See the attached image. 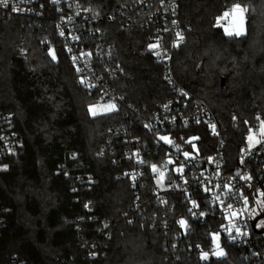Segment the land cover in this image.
Here are the masks:
<instances>
[{
  "label": "trees",
  "instance_id": "obj_1",
  "mask_svg": "<svg viewBox=\"0 0 264 264\" xmlns=\"http://www.w3.org/2000/svg\"><path fill=\"white\" fill-rule=\"evenodd\" d=\"M124 1L88 3L104 17L115 59L124 70L117 92L136 107L151 108L172 93L162 81V69L144 52L146 34L124 31L108 19ZM175 1L184 33L174 58L175 76L215 113L223 129L227 168L233 170L246 134L256 126L255 114L264 119V0ZM236 4L247 8L242 37L227 36L217 26L218 18ZM46 40L55 59L41 48ZM97 102L96 94L80 85L52 30L21 22L0 29V112L11 116L23 143L17 156L4 160L8 169L0 171V264L12 256L23 264L172 263L164 249L170 237L159 225L151 226L153 205L135 216L124 234L116 232L103 244L105 257L83 258L82 242L97 237L102 221H117L135 202L129 180L119 178L130 170L124 145L110 132L123 124L122 115L91 116L89 107ZM192 132L200 134L203 154H210L214 140L206 129ZM88 203L92 214L85 209ZM218 224L215 219L210 227H195L189 242L195 234L203 242ZM256 238L264 242V237ZM223 243L227 256L206 264H246L234 245ZM177 264L203 263L183 253Z\"/></svg>",
  "mask_w": 264,
  "mask_h": 264
},
{
  "label": "built area",
  "instance_id": "obj_2",
  "mask_svg": "<svg viewBox=\"0 0 264 264\" xmlns=\"http://www.w3.org/2000/svg\"><path fill=\"white\" fill-rule=\"evenodd\" d=\"M88 2L90 0H8L6 7L0 6V29L6 24L21 22L40 31L52 30L83 89L90 95L96 94L98 106L115 105L109 114L119 113L123 118V124L110 132L114 140L124 145L123 156L130 170L119 178L129 180L135 202L117 221H102L97 237L82 242L83 258L105 257L103 244L116 232L124 234L135 216L142 215L153 205L156 210L151 214V226L159 225L170 237L164 242V249L171 264H177L183 253L203 264L220 260L227 256L223 239L240 251L244 263L264 264V242L256 238L259 235L252 226L253 219L264 209L262 115L255 114L256 126L246 134L235 168L228 170L223 129L215 113L205 101L186 89L174 73L175 54L184 44L176 1L128 0L108 15L120 29L139 31L147 36L144 52L162 69V81L172 93L170 99L151 108L136 107L117 92L116 83L124 70L115 59L103 26L104 17ZM14 8L19 10L13 11ZM217 26L229 27L230 16L217 22ZM41 48L51 51L49 40L43 41ZM20 49L25 54V50ZM233 123L237 126L238 119L233 117ZM198 127H204L214 140L210 154H203L199 145L201 136L192 132ZM250 135L254 137L251 142ZM161 137H168L171 142ZM22 147L11 116L0 112V171L5 169L4 160L17 156ZM153 165L157 171H153ZM236 171L240 173L236 175ZM193 202L197 207H193ZM86 205V211L92 214L93 205ZM215 219L219 223L218 230H211L203 242L196 234L194 242H189L188 236L194 234L195 227H210ZM89 220L96 219L90 216ZM181 220L185 225L180 224ZM121 222H125L124 227H120ZM81 223L77 218L78 228ZM3 226L0 215V228ZM214 234L219 235L223 257L214 254L217 250L212 240ZM203 253H208L206 259L202 258ZM5 264L23 262L18 256H12Z\"/></svg>",
  "mask_w": 264,
  "mask_h": 264
},
{
  "label": "snow or ice",
  "instance_id": "obj_3",
  "mask_svg": "<svg viewBox=\"0 0 264 264\" xmlns=\"http://www.w3.org/2000/svg\"><path fill=\"white\" fill-rule=\"evenodd\" d=\"M8 5V0H0V6H7ZM19 9H16L14 8L13 11H17ZM247 11V8H243L241 7V5L239 4H236L233 6L232 10H231V13L229 12H225L223 14L222 17L218 18V23L221 21V20H225L227 19L230 15L232 16V21L231 23H236L238 22L240 27L238 30L235 31V33H233V31H230L227 27L225 28V32L228 34V35H241L243 34V23H244V13ZM178 36H180V34L178 33L177 34ZM180 39H183V37L181 36ZM52 58L55 59V54L53 53L52 54ZM83 83V81H82ZM115 108V105H108L106 106V110L108 111H111ZM91 111V109H90ZM93 115H95V112H93ZM213 128L215 127L214 125L212 126ZM261 131L264 132V123H262V128H261ZM162 140H165V141H168V142H171L169 141L168 137H161ZM249 141H253L254 137L253 136H249L248 137ZM256 143H260L259 140H256L255 141ZM185 156L187 157L188 156V153H185ZM142 162V161H141ZM7 166H5L6 168ZM153 167V171H157V168L155 165L152 166ZM160 176L163 177V173H160ZM85 207H87V205H85ZM193 207H197V205L195 204V202H193ZM231 207V205H229V208ZM191 211V209L189 210ZM201 215H203V213H201ZM232 215H235V213H233ZM180 224L181 225H185V221L184 220H181L180 221ZM237 231H239L237 229ZM212 240L213 242L216 244V248H217V251L214 253L215 255L217 256H222L224 253L222 250L219 249V243H218V240H219V235L218 234H214L213 237H212ZM208 257V253H203L202 254V258H207Z\"/></svg>",
  "mask_w": 264,
  "mask_h": 264
},
{
  "label": "rangeland",
  "instance_id": "obj_4",
  "mask_svg": "<svg viewBox=\"0 0 264 264\" xmlns=\"http://www.w3.org/2000/svg\"><path fill=\"white\" fill-rule=\"evenodd\" d=\"M241 6H242V5H241ZM242 7H243V6H242ZM243 8H244V7H243ZM229 13H231V10L229 11ZM231 21H232V16L230 15V26L227 27V28H228L230 31H233V33H235V31L239 29L240 25H239L238 22H236V23H231ZM221 29L223 30V32H224L227 36L242 37V36L246 35V33H247V20H246V13H244L243 34H241V35H235V34H233V35H228V34L225 32V27H224V28H221ZM49 54H50V56L52 57L53 51H52V50L49 51ZM124 76H125V74H124ZM97 104H98V103H96L95 105H92V106L89 107L90 115L93 116V117H95V116H99V115L109 114V113L112 111V110H111V111L106 110V106H107V105H104V106H98ZM90 109H91V111H90ZM93 112H95V115H93ZM5 166H7V167L5 168V170L8 169V165H7V163H6ZM261 223L264 224V222H261ZM259 225H260V224H259ZM218 243H219V240H218ZM214 244H215V243H214ZM215 245H216V244H215ZM220 250H221V249H220ZM216 251H217V250H216ZM216 251H215V252H216ZM223 253H224V252H223ZM224 255H225V253H224L222 256H220V257H223Z\"/></svg>",
  "mask_w": 264,
  "mask_h": 264
},
{
  "label": "water",
  "instance_id": "obj_5",
  "mask_svg": "<svg viewBox=\"0 0 264 264\" xmlns=\"http://www.w3.org/2000/svg\"><path fill=\"white\" fill-rule=\"evenodd\" d=\"M224 84H225V80L222 79V82H221L222 87L224 86ZM239 173H240V171H236V172H235L236 175H238ZM263 201H264V196H263ZM263 219H264V209H263V211H262L258 216H256V217L253 219V221H252L253 229H254L255 233H256L257 235H259V236H264V227H259V226H258V225H259V222H260L261 220H263Z\"/></svg>",
  "mask_w": 264,
  "mask_h": 264
},
{
  "label": "flooded vegetation",
  "instance_id": "obj_6",
  "mask_svg": "<svg viewBox=\"0 0 264 264\" xmlns=\"http://www.w3.org/2000/svg\"><path fill=\"white\" fill-rule=\"evenodd\" d=\"M261 222H264V219H263V220H261V221L259 222V224H260V227H264V224H263V223H261Z\"/></svg>",
  "mask_w": 264,
  "mask_h": 264
}]
</instances>
